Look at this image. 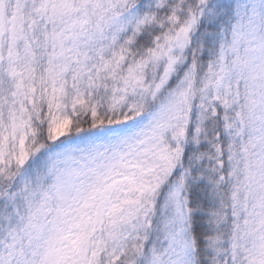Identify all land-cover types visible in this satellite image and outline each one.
<instances>
[{
	"label": "snow or ice",
	"instance_id": "6c2138e0",
	"mask_svg": "<svg viewBox=\"0 0 264 264\" xmlns=\"http://www.w3.org/2000/svg\"><path fill=\"white\" fill-rule=\"evenodd\" d=\"M0 264H264V0H0Z\"/></svg>",
	"mask_w": 264,
	"mask_h": 264
}]
</instances>
